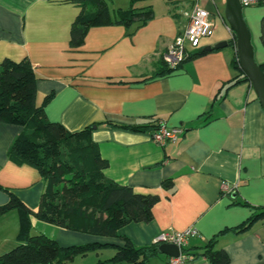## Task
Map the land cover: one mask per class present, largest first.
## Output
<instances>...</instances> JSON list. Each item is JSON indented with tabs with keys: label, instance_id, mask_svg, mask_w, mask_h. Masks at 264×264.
Returning <instances> with one entry per match:
<instances>
[{
	"label": "crops",
	"instance_id": "crops-1",
	"mask_svg": "<svg viewBox=\"0 0 264 264\" xmlns=\"http://www.w3.org/2000/svg\"><path fill=\"white\" fill-rule=\"evenodd\" d=\"M121 1L130 8L150 6L154 15L142 26L140 21L92 26L84 44L73 48L71 26L82 8L76 0H0V62L28 59L37 76V105L51 95L45 104L48 118L69 131L94 124L92 139L109 160L106 176L158 197L150 221L129 222L118 236L63 229L35 217L32 229L62 245L124 244L127 237L143 247L161 232L193 227L197 235L186 245L192 254L218 235L215 248L225 250L227 264H264V218L244 232L232 231L264 207V107L250 80L232 65L235 48L208 50L224 41L214 33L201 48L206 53L195 51L163 73V55L185 27L187 7L179 0ZM257 32L255 59L263 64L261 25ZM110 122L150 127L132 130ZM162 125L183 127L184 133L161 145L153 133ZM22 131L20 125L0 122V185L37 209L44 189L41 174L8 156ZM167 179L172 188L163 186ZM8 200L0 189V205ZM20 224L18 210L0 217V254L19 243ZM92 253L91 263L128 264L111 260L114 246L86 257ZM169 258L158 253L147 264H167ZM191 264L211 262L197 256Z\"/></svg>",
	"mask_w": 264,
	"mask_h": 264
},
{
	"label": "trees",
	"instance_id": "trees-1",
	"mask_svg": "<svg viewBox=\"0 0 264 264\" xmlns=\"http://www.w3.org/2000/svg\"><path fill=\"white\" fill-rule=\"evenodd\" d=\"M76 1L82 4V8L71 26L70 44L73 48L84 44L92 26H129L135 21H140L139 26H142L154 15L149 6L119 9L113 16L106 0ZM262 3L264 1L259 4ZM261 41L264 46V15L261 20ZM203 53H206V49H201L195 55ZM232 65L240 71V75H244L236 55ZM260 66L264 71V63ZM165 67L167 69L163 73L173 70L167 65ZM238 77L236 82L241 81ZM244 79L248 78L244 75ZM36 95L37 76L28 59H4L0 62V122L23 127L8 151L9 159L19 165L36 168L44 183L37 209L29 207L9 188L0 185V189L9 194L8 202L0 205V217L18 210L21 219L19 243L0 254V264H74L79 256L111 246L116 248V253L111 257L115 263L147 264L159 253V243L137 247L123 237L124 244L93 241L62 245L46 233L32 234V218L35 217L63 229L99 236H118L119 229L129 222L150 221L153 218L152 208L158 200L155 195L136 192L131 186L106 176L109 160L92 139L94 124L69 131L62 123L48 118L45 104L51 95L42 105H37ZM110 124L132 130L150 127ZM162 184L166 188L173 187L170 179ZM261 218H264V207L232 231L244 232ZM217 239L218 235L208 241L202 252L193 254L195 259L205 256L211 264H227L229 256L225 250L215 248ZM183 250L191 253L187 247Z\"/></svg>",
	"mask_w": 264,
	"mask_h": 264
},
{
	"label": "built area",
	"instance_id": "built-area-1",
	"mask_svg": "<svg viewBox=\"0 0 264 264\" xmlns=\"http://www.w3.org/2000/svg\"><path fill=\"white\" fill-rule=\"evenodd\" d=\"M200 1L190 0L188 10L184 13L187 23L176 35L163 55L164 63L171 69H177L192 53L200 50L204 46V41L213 36L216 31V16L211 11L203 8L200 5ZM212 1L215 3V0ZM240 1L243 7H247L257 5L264 0ZM220 15L225 22L221 12ZM226 25L228 30L231 31L230 26L227 23ZM183 133V127L162 125L154 131L153 139L157 143L164 145L167 142H176ZM223 188L228 189V186L225 184ZM196 235L197 230L193 227L178 232L164 231L155 238V243H173L180 247V255L170 257L167 264H191L195 261V256L183 249L186 247L188 239Z\"/></svg>",
	"mask_w": 264,
	"mask_h": 264
},
{
	"label": "water",
	"instance_id": "water-1",
	"mask_svg": "<svg viewBox=\"0 0 264 264\" xmlns=\"http://www.w3.org/2000/svg\"><path fill=\"white\" fill-rule=\"evenodd\" d=\"M224 18L236 35V52L240 67L244 75L250 80L254 91L264 107V71L255 59V50L251 41V33L243 16V5L240 0H225ZM229 45L227 41H220L208 50L223 48ZM180 247L173 243L159 245V253L170 257L180 255Z\"/></svg>",
	"mask_w": 264,
	"mask_h": 264
},
{
	"label": "rangeland",
	"instance_id": "rangeland-1",
	"mask_svg": "<svg viewBox=\"0 0 264 264\" xmlns=\"http://www.w3.org/2000/svg\"><path fill=\"white\" fill-rule=\"evenodd\" d=\"M179 1L181 2V5L187 7L185 9L188 10V7L190 5V3H189L190 0H179ZM106 2L109 5L111 11L114 9L118 10V8L122 9V10H126V9L130 8L129 3H124L122 1L120 3H118V0H115V1L106 0ZM155 2H156V4L159 3L158 1H155ZM200 5L203 8L214 13V15L216 16L217 27H216L215 34H218V35L224 37V41L229 42V45L226 46L225 48L233 51V47H234L236 50V35L232 29H231V31L228 30L227 25H226V21L224 23L221 15H220V12H221V14H223V17H224L225 0H215V3L212 0H201ZM156 6H157V8L161 7L159 4ZM263 10H264V3L243 8V16H244V19H245V21L249 27L250 33H251V41H252L254 50H255V44H254L253 40H255L256 38L260 39V35L257 32V28H260L261 20H262V16H263L262 15ZM236 56L238 57L237 52H236ZM37 233H38V230L33 228L32 234H37ZM12 248L13 247H10L9 249L5 250L4 252H6ZM95 256H96V254L92 253L87 257L86 256L81 257V258L78 257L77 259H83L84 262L82 263L76 259L74 261V264H84V263L85 264H92V263L96 264L97 261L93 260V262L91 263V260H89V259H91V257L93 258Z\"/></svg>",
	"mask_w": 264,
	"mask_h": 264
}]
</instances>
